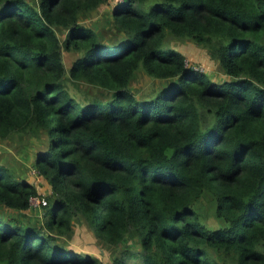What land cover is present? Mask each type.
Returning a JSON list of instances; mask_svg holds the SVG:
<instances>
[{"label":"trees","instance_id":"obj_1","mask_svg":"<svg viewBox=\"0 0 264 264\" xmlns=\"http://www.w3.org/2000/svg\"><path fill=\"white\" fill-rule=\"evenodd\" d=\"M108 2L0 0V139L43 135L52 188L45 221H27L39 190L0 165V209L17 212L0 213V264H103L60 244L77 221L108 248L135 239L112 264H264V0H123L106 40L83 21ZM140 71L161 81L151 96L134 91Z\"/></svg>","mask_w":264,"mask_h":264},{"label":"rangeland","instance_id":"obj_2","mask_svg":"<svg viewBox=\"0 0 264 264\" xmlns=\"http://www.w3.org/2000/svg\"><path fill=\"white\" fill-rule=\"evenodd\" d=\"M122 1L123 0H109V2L95 12L93 16L83 21L84 24L93 28L95 27L106 40L110 39L115 31L112 11L115 6ZM59 36L62 41L65 40V33L59 32ZM164 46L172 47L184 53L189 67H194L197 70L207 73L212 79L222 81L226 78V75L219 68L217 62L210 58L207 49L198 45L195 41L189 38L179 39L168 35ZM78 57L79 55L75 52L64 51V61L68 70ZM86 86L88 85L85 83L78 85H72L69 83L71 94L76 95L77 99L82 100L87 96L90 98L107 99L104 95H101L100 97L89 95L86 92H91ZM160 86V80L153 79L142 71H140L138 77L133 83L134 91L138 95L151 96ZM94 93H96V91H94ZM45 141L46 138H44L43 135L39 137H15L8 141H1L0 139V165L11 169L18 178H24L33 182L39 190L38 197H35L32 200L31 209L22 212L27 221L36 224H41L45 221L44 205L48 203V198L52 192L49 182L36 168V159L41 155L43 149H45ZM42 200H44L45 203H43ZM207 202L208 200L204 199L200 206L206 205ZM204 211L205 220L209 226L212 228L217 227L220 223L215 218L213 211L211 209L207 210L206 208ZM0 213L11 215L17 212L1 208ZM22 214L15 215V217L23 218ZM58 240L66 249L88 257H95L103 262V264H112L116 256L123 254L124 249H130L133 252L138 250V245L134 238H129L128 241L123 244L125 248L112 249L105 247L103 243L96 238L93 231L87 227V224L80 221L75 223V232L72 237L61 236ZM135 263L136 261H132L131 264Z\"/></svg>","mask_w":264,"mask_h":264},{"label":"built area","instance_id":"obj_3","mask_svg":"<svg viewBox=\"0 0 264 264\" xmlns=\"http://www.w3.org/2000/svg\"><path fill=\"white\" fill-rule=\"evenodd\" d=\"M42 202H43V203H45V201H44V200H42Z\"/></svg>","mask_w":264,"mask_h":264}]
</instances>
